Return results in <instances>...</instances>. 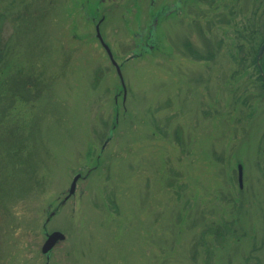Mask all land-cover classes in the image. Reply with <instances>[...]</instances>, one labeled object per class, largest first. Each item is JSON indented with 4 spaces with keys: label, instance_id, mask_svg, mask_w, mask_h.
Wrapping results in <instances>:
<instances>
[{
    "label": "rangeland",
    "instance_id": "1",
    "mask_svg": "<svg viewBox=\"0 0 264 264\" xmlns=\"http://www.w3.org/2000/svg\"><path fill=\"white\" fill-rule=\"evenodd\" d=\"M260 3L0 0V264H264Z\"/></svg>",
    "mask_w": 264,
    "mask_h": 264
},
{
    "label": "trees",
    "instance_id": "2",
    "mask_svg": "<svg viewBox=\"0 0 264 264\" xmlns=\"http://www.w3.org/2000/svg\"><path fill=\"white\" fill-rule=\"evenodd\" d=\"M262 2H263V0H262ZM260 4L264 5L263 3H260ZM249 37H250L249 40L251 41V39L253 38L251 32H250ZM263 39H264V33H263L261 39H259V42L257 44V47H259L258 45L261 44V41ZM243 42L245 43L246 40H243ZM255 55H256V47L252 46V63L253 64H256L255 63ZM196 57L197 58H201V57H199V55H196ZM260 62H261V69H262V71L260 72V70L256 66L257 67V70H258L257 71V76H258L257 78H258L259 81H261L262 88H263V91H264V57L261 59ZM19 74H21V73H19ZM21 75L22 76H19L18 75L16 77V80L14 81V87L12 85V80L14 78L13 77H10L8 79V85H10V83H11V88L9 86L8 89L13 92V95L15 97L20 98L22 101H27L28 102L29 100H32V99H33V101L34 100H37L39 98V96H40V93H41V88H42L41 85H39V82H38V84L36 83V85H34L35 92H36L35 95L33 93H31V92L28 93V91H29L28 87L30 86L29 85L30 81H28V82L27 81H24V79L25 78H28V77H26L24 74H21ZM35 81L37 82V80H35ZM27 98H30V99H27ZM1 113H4V111L2 110ZM1 117H3V115ZM27 141H28V139H26L24 142H27ZM18 148H19V154H21L20 152H21L22 149H24V147L22 148V145H20Z\"/></svg>",
    "mask_w": 264,
    "mask_h": 264
},
{
    "label": "water",
    "instance_id": "3",
    "mask_svg": "<svg viewBox=\"0 0 264 264\" xmlns=\"http://www.w3.org/2000/svg\"><path fill=\"white\" fill-rule=\"evenodd\" d=\"M96 31H97L96 32V36L99 39V41L101 42L102 46L105 48L111 63L115 66L116 72H117V74H118V76H119V78L121 80L122 86H123V82H122V78H121L119 67L114 62L112 54H111L109 48L103 43V41H102V39L100 37V34L98 33V28H96ZM263 55H264V41L261 43V45H260V47L258 49L257 55H256V59H255L257 67L259 68L260 72L262 71L261 66H260V60L262 59ZM237 169H238V183H239V186L241 187L242 186V167L239 165ZM79 177H80L79 175H76L73 178V180L71 182V185H70V188H69V191H68V196L74 194L76 181L79 179ZM64 238H65L64 235L59 233V232H53V233L49 234L47 236L44 244L42 245L41 252L43 254L48 253L57 242L63 241Z\"/></svg>",
    "mask_w": 264,
    "mask_h": 264
}]
</instances>
